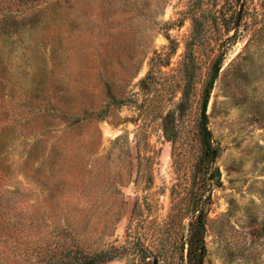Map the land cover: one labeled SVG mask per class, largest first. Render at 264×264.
Here are the masks:
<instances>
[{
    "label": "rangeland",
    "instance_id": "374dc122",
    "mask_svg": "<svg viewBox=\"0 0 264 264\" xmlns=\"http://www.w3.org/2000/svg\"><path fill=\"white\" fill-rule=\"evenodd\" d=\"M262 31L264 0H0V264H187L205 101L203 264H264Z\"/></svg>",
    "mask_w": 264,
    "mask_h": 264
},
{
    "label": "trees",
    "instance_id": "16d2710c",
    "mask_svg": "<svg viewBox=\"0 0 264 264\" xmlns=\"http://www.w3.org/2000/svg\"><path fill=\"white\" fill-rule=\"evenodd\" d=\"M244 7L245 5H241V10L238 14V17L235 19L234 24L236 27V31H239L241 26L243 17H244ZM261 32V31H260ZM258 32V33H260ZM263 35H264V31ZM258 35V34H254ZM219 72V67L216 68L215 75L212 80L216 78V75ZM206 110H207V101L203 104L202 109V118L200 123V136L203 146L202 155L196 165V175L200 180V188L199 193L197 195V203H196V212L198 213L194 219L191 220L189 224L188 236L186 239L187 244V264H203L206 245H205V217L204 213V193L205 187L209 183L210 180L214 178V174H210V168L213 164V160L215 159L216 152L212 146L211 136L207 128V118H206ZM99 258V256H97ZM85 258V262H75L74 264H94V258Z\"/></svg>",
    "mask_w": 264,
    "mask_h": 264
}]
</instances>
